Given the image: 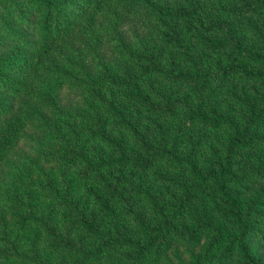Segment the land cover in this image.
<instances>
[{
	"label": "trees",
	"instance_id": "trees-1",
	"mask_svg": "<svg viewBox=\"0 0 264 264\" xmlns=\"http://www.w3.org/2000/svg\"><path fill=\"white\" fill-rule=\"evenodd\" d=\"M263 250L264 0H0V264Z\"/></svg>",
	"mask_w": 264,
	"mask_h": 264
},
{
	"label": "rangeland",
	"instance_id": "rangeland-1",
	"mask_svg": "<svg viewBox=\"0 0 264 264\" xmlns=\"http://www.w3.org/2000/svg\"><path fill=\"white\" fill-rule=\"evenodd\" d=\"M25 150H29V147L25 146L24 151ZM194 251H197V247L190 246L188 244H184V245L174 244L170 253L173 255L172 257L175 258V260H173V262L179 263L181 260L182 261L190 260L191 253Z\"/></svg>",
	"mask_w": 264,
	"mask_h": 264
}]
</instances>
